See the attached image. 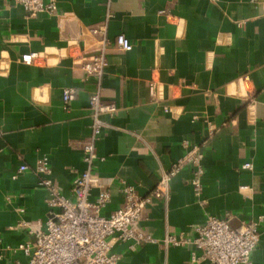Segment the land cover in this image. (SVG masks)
Wrapping results in <instances>:
<instances>
[{
  "label": "crops",
  "instance_id": "obj_1",
  "mask_svg": "<svg viewBox=\"0 0 264 264\" xmlns=\"http://www.w3.org/2000/svg\"><path fill=\"white\" fill-rule=\"evenodd\" d=\"M57 10L59 19L29 17L14 0H0V264H25L14 247L33 245L31 227L44 229L58 210L38 186L37 159L48 157L53 184L71 195L85 169L88 100L98 88L117 108L100 116L95 144L94 169L111 181L102 215L122 204L123 182L150 195L186 144L203 153L201 192L186 164L169 179L167 197L143 210L140 226L157 241L117 242L119 264H190L200 254L193 244L164 239L191 238L208 214L234 229L257 221L251 261L264 264V0H57ZM101 23L107 65L98 81L81 80L72 70L100 52L102 34L89 28ZM119 34L130 50L117 46ZM30 52L38 56L26 64L21 55ZM67 87L77 96L64 106ZM245 162L252 168L242 169ZM22 163L28 170L14 177Z\"/></svg>",
  "mask_w": 264,
  "mask_h": 264
},
{
  "label": "built area",
  "instance_id": "obj_2",
  "mask_svg": "<svg viewBox=\"0 0 264 264\" xmlns=\"http://www.w3.org/2000/svg\"><path fill=\"white\" fill-rule=\"evenodd\" d=\"M20 4L29 17L48 14L59 19L57 0H14ZM163 11H160V13ZM107 24L101 23L89 28L92 34H102L100 52L84 59L75 66L72 73L81 80L98 81L107 65L106 51ZM116 44L123 50H130L132 43L119 34ZM36 52L24 53L21 60L30 64L37 57ZM154 83L149 85V97L155 98ZM77 96V89L67 87L62 92V101L67 106ZM92 121L88 139L82 143V159L85 169L76 173L71 182V195L62 194L50 178L51 168L48 157L42 156L32 168L39 176L38 186L49 192L48 206L57 208L54 218H50L42 229L36 225L31 227L35 236L33 245L20 243L14 248L23 251L27 260L25 264H119L120 257L114 251L117 242H131V245L151 243L157 240L140 226L145 206L154 198L167 197L169 179L178 173L186 164L193 167V185L196 194L202 190L203 153L197 144H186L184 154L164 173L150 195H140L133 185L122 183L123 202L109 215H102V209L109 203L110 179L103 178L94 169L97 159L95 144L102 135L104 123L100 116H113L117 111L111 101L100 97L99 88L88 100ZM167 111V108H164ZM242 169H251V162L241 165ZM22 163L13 175L28 170ZM96 193L90 199L92 191ZM26 225V222H21ZM194 235L189 238L183 235L169 234L164 242L176 246L191 243L199 255L192 253L190 264H252L251 254L259 241L257 221H247L238 228H231L228 221L214 215H206L201 225L193 227Z\"/></svg>",
  "mask_w": 264,
  "mask_h": 264
}]
</instances>
